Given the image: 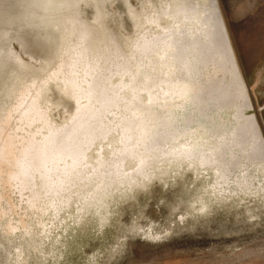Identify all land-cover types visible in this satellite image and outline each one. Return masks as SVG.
Returning <instances> with one entry per match:
<instances>
[{
    "label": "rangeland",
    "instance_id": "rangeland-1",
    "mask_svg": "<svg viewBox=\"0 0 264 264\" xmlns=\"http://www.w3.org/2000/svg\"><path fill=\"white\" fill-rule=\"evenodd\" d=\"M76 1L77 11L69 0H0V264H264V0H219L218 23L202 10L203 25L177 39L198 44L171 49L162 27L172 0ZM75 12L107 32L94 50L111 59L106 70L80 57ZM220 35L224 55L209 50ZM146 43L157 45L141 51ZM175 49H190L180 65ZM228 54L239 88L218 97ZM128 61L132 78L158 76L150 92L123 85ZM101 70L113 105L81 85ZM134 91L151 117L127 142ZM27 92L42 118L22 114ZM63 127L84 155L67 183L52 169Z\"/></svg>",
    "mask_w": 264,
    "mask_h": 264
},
{
    "label": "bare ground",
    "instance_id": "bare-ground-1",
    "mask_svg": "<svg viewBox=\"0 0 264 264\" xmlns=\"http://www.w3.org/2000/svg\"><path fill=\"white\" fill-rule=\"evenodd\" d=\"M69 1H70L69 6H66L68 9L69 8L72 9L74 6H76L75 0H69ZM67 2H68V0H66V3ZM170 3H171L170 4V10L168 12H166V13H167L168 16H171V19H173V22L170 25L166 26V27H162V32H163L162 34L164 36H166V38H168L167 42H164L163 46L167 47L169 49L178 48V46H187V45L192 46V45L198 44V41H190V42L181 43L177 39H179L182 35L185 36V32H187L191 28L195 29L196 27L199 26V24L203 25L201 23L202 21H201L200 18H202L204 16L200 15L201 14L200 11L203 10L202 12H209L208 15H211L210 17H208L209 19L207 17H204V18H207V20H208L207 24L208 25L209 24H213V22L218 23V17L220 19L222 18V11H221V8H220L219 0H195V6L189 4L187 1H182V0H172V2H170ZM207 8H209V9H207ZM75 11H77V10H75ZM73 20H74V23H73L74 32L72 34H75V33L78 32V36L79 37L81 36L80 43L86 45L85 48H84L85 53H83L82 55L80 54V57L83 58V56H85L86 58L94 59L96 61V63H97V66L99 64H101L102 70H106V68L108 67L109 64H110V66L112 65L111 59L108 56H104L103 53H98V54H96L97 52L94 53L95 46L92 45V40L95 39L96 37H98V35H96V33L94 34V29L86 21V19L83 17V15L80 14L78 16V14L76 13V16L75 15L73 16ZM204 24H206V23H204ZM81 26L85 30H81V29L78 28V27H81ZM171 30L173 31L172 33H171ZM144 34H147V33H142L140 35V37H142ZM229 35H230V33H229ZM229 38H230V36H229ZM73 39H74V37H73ZM72 42H73V40H72ZM152 45H153L152 47H154L157 44H152ZM152 47H151L150 43H146V44L141 45L139 48L142 51V49L143 50H147V49H150ZM86 49L89 51V53H87ZM108 50H109V47L107 46V48L104 49L103 51L105 52V51H108ZM184 51L185 52L186 51H190V49H185ZM192 51H194V49H192ZM185 52H183V50L180 52L178 49H175L173 51L174 55H176L175 56V61H176V63L178 65H180L183 62L182 61V57H183V54ZM99 54H103V55H99ZM143 54L144 55H148L149 52L148 51H144L140 55L142 56ZM74 60L75 61H82L83 59H74ZM147 60L149 61V59H147ZM131 62L129 63V61H128V63H124L122 65L124 67L120 66L122 75L124 76L127 73L126 75L129 76V78H130L123 85H125L126 88H130V86H132L133 88H135L134 90H137V89L140 88L139 85L142 87V85L140 83L145 82L144 84L147 85V89L146 90H148L150 92V88L149 87L153 86V84L155 86L156 82H154V81H155V79H158V76L157 77L153 76L154 72H151V70H147V71L144 70V72L141 73L139 76L137 75L138 78L137 77L136 78L134 77L135 79L132 78L133 71H132V69H131L132 67L130 65ZM138 62H139V60H138ZM140 62H141V59H140ZM149 63L150 62H148V64ZM128 66L130 67V70L127 72L126 67H128ZM79 67L80 66H78V68L73 72L74 76L77 75V79H78L77 71H78ZM102 70L100 71V73L96 72L95 74L90 75V77H91V79H89L90 81L88 82V79H86L87 82L86 83L83 82V84H81V85H83L84 88L89 89L90 94L92 95V101H94V102L97 100L98 96L105 89L106 92H105L104 95H105V98L107 100V103L109 105H113V104H115L116 99L118 98V95L116 93H114V89H116V88L113 89L112 85L109 86V87L105 85L106 83L110 82V80L108 79V77H104L103 78L105 72L102 71ZM138 71H139V69H138ZM85 72L88 73L87 70ZM85 78H86V76H85ZM79 81L81 82L82 80H78L77 81L76 78L74 77L73 83H74V85L76 87H81V86H79L80 85ZM181 82L182 81H180V83ZM191 83H192L191 78L189 76L186 77V75H185L184 83H181V84H183L184 89L187 90V89H189L192 86ZM135 92L136 91H134V93ZM139 92L135 93L134 98H133L134 101L132 103L133 104L132 111H134V112L137 111V112H135L136 117L135 118L133 117V119L128 117V120L125 117L126 120L121 125V127L123 128V131L125 129V131L128 134L127 140L128 139L129 140L127 142H130V141L132 142L133 139L135 140V138H136L135 135L136 134H138L139 137H142V135L144 133H146L147 130H148V128H147V126H148V116L150 118L151 117V113H150V111H147L145 108H139V107H142V104H140L138 102ZM32 95L33 94H30V92H27V93H24V94L21 95L19 103H21L20 107L22 109H24V112H22V114L27 113L32 118L36 117V119L42 118L41 117L42 114H43L42 110L40 111V109H39L40 106L36 105L37 103L34 102L33 100H31V98H33V97H31ZM30 104L35 105V107H32ZM26 106H29V107H26ZM136 108H137V110H135ZM130 109H131V106H130ZM32 112H33L34 115L31 114ZM63 128L65 130H61L60 129L61 131L60 130L54 131V132L60 131V135H59V138L57 139V141L55 142V144L58 145V147L52 149V151L54 150V154L52 156H55V155L60 156L61 160H63L62 156H65L66 154H68L69 156L67 157L66 161H64V160L63 161L60 160L61 162L59 160L58 161L57 160L54 161L52 169L55 170V173H59V174L61 173L60 180H61L62 183H67L70 180V174H71L70 172L73 171L74 168H79L77 163H78V161H80V159L82 157H84V155L82 153L76 152L75 151L76 148L72 147V145L69 142L68 143L65 142V139L67 138V135H68L67 134L68 130H67V127H63ZM258 129L259 128L257 127V130ZM258 135L261 136L260 134H258ZM125 138H126V136H125ZM120 143H123V142L120 141ZM43 156H44L43 158H45L47 155L43 154ZM128 157H130V156H128ZM25 169L27 170V168H25Z\"/></svg>",
    "mask_w": 264,
    "mask_h": 264
},
{
    "label": "water",
    "instance_id": "water-1",
    "mask_svg": "<svg viewBox=\"0 0 264 264\" xmlns=\"http://www.w3.org/2000/svg\"><path fill=\"white\" fill-rule=\"evenodd\" d=\"M106 26V25H105ZM104 29H106L107 28V26L106 27H103ZM106 30H108V31H110V32H112L111 34L110 33H108V35H109V37L111 38V39H113V40H111V42L112 43H114L115 45H117V49H123L124 48V45L120 42V39H119V37L116 35V33L114 32V31H112V30H110V29H106ZM103 32H106L105 30H103V29H99V30H94V34L95 33H97L96 35H98V37H96L95 39H93L92 40V45H94L95 47H97V46H99L100 44H103L104 42H102L101 40L103 39L104 40V38H105V36H104V34L105 33H103ZM107 33V32H106ZM216 41H217V45H215V43L216 42H212L211 43V45H212V48H208L210 51H212V49H213V51L214 50H217L218 52H221V53H223V55H224V52H225V50H226V47H227V43H226V40H224L222 37H221V35L220 36H218V38L217 39H215ZM105 41V40H104ZM226 54V53H225ZM227 57H229V54L227 55ZM227 62V63H226ZM224 66L226 67V68H228L227 70V72H228V74L230 75V78H229V82H230V84H228V83H226L227 81H220L219 82V85L217 84V86H215V87H213L212 88V90H213V94H215L216 96H220V93H221V91H222V94H227V97L229 96L228 94H230V92H231V89H232V87L235 89V88H239V84H238V80L235 78V77H233L232 76V71L234 70V65H233V63H232V60H230V57H229V60L228 61H225V63H224ZM231 66L233 67V69L231 68ZM218 86H221L222 87V89L223 90H218ZM220 89V88H219ZM248 106H249V104H248ZM259 125V124H258ZM259 127V130H260V132L262 131V134H263V130H262V127H261V125L260 126H258Z\"/></svg>",
    "mask_w": 264,
    "mask_h": 264
}]
</instances>
